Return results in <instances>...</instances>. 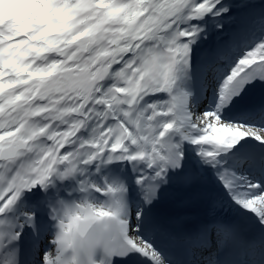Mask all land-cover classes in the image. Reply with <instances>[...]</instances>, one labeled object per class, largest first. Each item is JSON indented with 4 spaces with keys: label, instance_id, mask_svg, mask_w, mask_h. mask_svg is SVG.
Here are the masks:
<instances>
[{
    "label": "snow or ice",
    "instance_id": "snow-or-ice-1",
    "mask_svg": "<svg viewBox=\"0 0 264 264\" xmlns=\"http://www.w3.org/2000/svg\"><path fill=\"white\" fill-rule=\"evenodd\" d=\"M0 264H264V0H0Z\"/></svg>",
    "mask_w": 264,
    "mask_h": 264
},
{
    "label": "bare ground",
    "instance_id": "bare-ground-1",
    "mask_svg": "<svg viewBox=\"0 0 264 264\" xmlns=\"http://www.w3.org/2000/svg\"><path fill=\"white\" fill-rule=\"evenodd\" d=\"M258 59V58H257Z\"/></svg>",
    "mask_w": 264,
    "mask_h": 264
}]
</instances>
